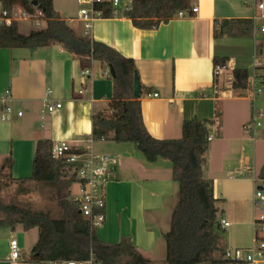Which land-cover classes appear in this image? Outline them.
Wrapping results in <instances>:
<instances>
[{
  "label": "crops",
  "instance_id": "1",
  "mask_svg": "<svg viewBox=\"0 0 264 264\" xmlns=\"http://www.w3.org/2000/svg\"><path fill=\"white\" fill-rule=\"evenodd\" d=\"M190 1L185 17L157 29H138L124 17L107 18L96 21L89 36L135 61L142 85V119L153 138L181 139L184 120L213 121L205 176L213 181L216 199L222 200L225 193L220 190L222 197L215 195L216 184L223 182L234 187L241 202L244 184L255 187L256 180L258 185L264 181V160L257 161L259 147H254V159L245 155L242 130L258 111L263 114L259 127L264 136V92L255 101L252 98L256 77L264 76V8L257 9L264 0ZM54 8L72 28L80 22L77 0H54ZM221 27L228 34L216 39L214 30ZM215 58L227 59L225 71L231 74L247 69L253 79L251 88L233 90L232 78L215 76ZM87 70L90 73L83 75L86 70L80 61L58 44L35 50L0 49V167L12 157V178L30 177L37 142L46 139L109 155L113 169L105 191L106 222L97 229V236L108 243L130 238L154 262L155 250L166 234L163 215L178 193L172 164L164 159L147 162L131 143L93 140V111L113 99L114 83L100 63ZM57 103L62 104L61 110L45 124L46 104ZM5 106L11 112L2 120ZM41 121L44 124L39 126ZM214 130L219 135L214 136ZM245 170L251 176L244 175ZM215 173L220 174L215 177ZM221 219H226L225 210ZM15 233L0 232V264H32ZM12 239L22 247L17 261L10 259Z\"/></svg>",
  "mask_w": 264,
  "mask_h": 264
},
{
  "label": "trees",
  "instance_id": "2",
  "mask_svg": "<svg viewBox=\"0 0 264 264\" xmlns=\"http://www.w3.org/2000/svg\"><path fill=\"white\" fill-rule=\"evenodd\" d=\"M34 1L38 3L36 7L32 4ZM131 1V8L122 17L130 19L141 30L157 29L176 19L179 12L191 10L190 0ZM35 9L43 12L44 28L25 35L19 31L18 22L0 25V49L35 50L58 44L80 61L83 70L91 68L93 63H100L108 70L112 67L116 76L113 78L109 72L108 77L114 83V96L105 107L93 111V140L131 143L149 163L159 159L171 162L173 180L178 186V201L171 228L164 236L165 264H232L224 258L225 251H221L218 259L214 257L218 250L216 230H225L221 228L217 207L221 200L215 198L213 181L205 176L213 121L201 118L184 120L180 140L153 138L143 123L140 100L133 97V79L137 72L135 61L90 36L77 35L55 10L54 0H0V16L3 11L32 13ZM107 18L112 17L108 15ZM226 24L232 25L233 22ZM227 34L224 27L214 30L216 39ZM226 61L225 58H215L214 66H226ZM263 78L256 77L259 86H264ZM252 84L247 69L232 72L231 89L248 90ZM52 147L51 140L37 142L32 174L28 178H12V157L0 167V192L10 182L43 185L54 190L63 213L62 218L56 219L47 213L6 206L0 199V213L3 215L0 228L14 231L16 225L21 224L25 231L38 230V241L28 262L85 261L93 256L102 264H155L137 250L130 238H123L119 243L99 239L97 229L81 215L78 199L70 196V187L75 182L71 165L66 159L55 160Z\"/></svg>",
  "mask_w": 264,
  "mask_h": 264
},
{
  "label": "built area",
  "instance_id": "3",
  "mask_svg": "<svg viewBox=\"0 0 264 264\" xmlns=\"http://www.w3.org/2000/svg\"><path fill=\"white\" fill-rule=\"evenodd\" d=\"M79 6L77 18L85 23L87 30L86 35L89 36L93 24L100 19H107L110 15L112 18H119L123 16L125 11L131 8V0H77ZM263 3L257 4V9L262 10ZM197 12V8L192 9ZM109 13V14H107ZM186 16L185 12H179L177 18ZM30 21L36 26L45 23L43 20V12L35 9L34 12L29 13L24 10H17L9 13L7 11L1 12L0 25H11L13 22ZM264 31V29L262 30ZM225 65H217L214 69L215 76H219L225 71ZM109 70L105 75H109ZM90 72L86 70L83 75H88ZM262 92V88L254 85L253 101ZM6 95H9L6 92ZM158 95L155 94V97ZM46 112L51 114L59 112L62 108L61 103L46 104ZM5 114L2 120L7 119V113L11 112L9 106H5ZM22 113H19L21 116ZM263 117L261 112L255 111L253 115V122L246 128L256 133L257 128L260 126V119ZM210 140V138H209ZM52 157L55 160L66 159L68 164L72 167V173L75 182L79 186L80 198V213L89 221L94 229L101 228L106 222V199L105 191L109 177L113 169V160L109 155H95L90 148L75 149L68 142H57L52 147ZM254 237L253 244L243 252L239 250H226L224 258L232 264H263L264 263V181L258 185L255 181V194H254ZM256 213H260L257 216ZM220 225L223 230L228 229L231 224L226 219L220 220ZM259 226V228H258ZM21 258V249L18 240L12 239L10 242V259L17 261ZM42 264H102L98 262L93 256L88 260H66L60 262H45Z\"/></svg>",
  "mask_w": 264,
  "mask_h": 264
},
{
  "label": "rangeland",
  "instance_id": "4",
  "mask_svg": "<svg viewBox=\"0 0 264 264\" xmlns=\"http://www.w3.org/2000/svg\"><path fill=\"white\" fill-rule=\"evenodd\" d=\"M79 6L80 5L78 4V10ZM44 26V23L40 26H36L30 21L18 22L19 31L25 35L29 34L32 30L42 29L44 28ZM72 26L79 36H87L85 32L90 31L86 29L85 23H83L82 21L73 23ZM231 78V72L223 71L221 73V80L225 79L230 81ZM260 87L262 88V92L259 94V96L262 95L264 92V86ZM251 107L253 108L254 106H252L251 104ZM55 115H57L56 112L51 114L46 113L45 116L47 117V121L45 122V124H48L50 116ZM253 115L251 116V119L247 122L246 127L252 124ZM43 124L44 122L41 121L39 123V126H42ZM260 129L261 128L258 127L255 133L252 130H248V128H242L244 137L246 139L244 143V154L254 159V147L256 148L258 145L259 152L257 156V161L264 160V136L261 135ZM212 134L214 136L219 135L216 130H214ZM237 152L239 153V151ZM233 155L234 157H237L236 152H234ZM217 162L219 161H215L214 164H216ZM263 169L264 164L262 167V173L264 172ZM215 174L216 175L214 176L217 177L220 173ZM243 174L246 176H251L248 170H245ZM216 187L217 188L215 190V195L221 196L219 193L220 190V192H225L223 193V197L221 196L222 200L217 202V207L220 210L219 218L221 220L223 211L225 210L226 219L231 224V226L224 232L221 230H216L218 250L215 252L214 257L219 258L221 256V251L238 248L237 250L243 252L244 250L252 246L254 237L253 196L255 194V187L253 185L251 187L248 185L245 186V184L243 185V187L241 188V191L243 192L241 202L237 201V196L234 194V187L232 185H228V187H226L225 184L222 182L217 183ZM70 196L74 199L80 198L79 186L76 182H73L70 187ZM0 199L6 206H18L21 208L28 209L31 212L35 213H47L51 217L56 219L62 218L63 216L62 210L56 201L54 190L43 185L33 183L18 184L10 182L0 192ZM177 201L178 193L176 198L172 201V206L170 205L163 215L162 232L164 233H167L171 228L172 214L176 207ZM256 215L260 216V213H256ZM2 216L3 215L0 213V217ZM0 232L7 235H11V233L16 232L15 236L19 240V242H23L25 250L24 256L26 257V260L29 261V259L32 257V250L38 241V230L35 228L29 231H25L21 224H17L14 231L5 227L0 228ZM160 232L161 231L159 230L157 231V236L161 234ZM166 252V242L165 239H162L160 247H157L155 250V254L153 256L154 263L165 264Z\"/></svg>",
  "mask_w": 264,
  "mask_h": 264
},
{
  "label": "water",
  "instance_id": "5",
  "mask_svg": "<svg viewBox=\"0 0 264 264\" xmlns=\"http://www.w3.org/2000/svg\"><path fill=\"white\" fill-rule=\"evenodd\" d=\"M32 4L35 7L38 5L36 1H34ZM109 71L112 77L114 78L116 76L114 69L112 67H109ZM141 96H142L141 80H140L138 73L136 72L134 75V79H133V97L134 99H140Z\"/></svg>",
  "mask_w": 264,
  "mask_h": 264
}]
</instances>
